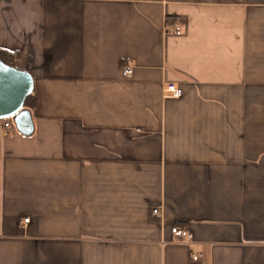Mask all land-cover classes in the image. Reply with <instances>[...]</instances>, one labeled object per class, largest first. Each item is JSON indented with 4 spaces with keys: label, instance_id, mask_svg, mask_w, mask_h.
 <instances>
[{
    "label": "crops",
    "instance_id": "crops-1",
    "mask_svg": "<svg viewBox=\"0 0 264 264\" xmlns=\"http://www.w3.org/2000/svg\"><path fill=\"white\" fill-rule=\"evenodd\" d=\"M0 49V264H264V0H0Z\"/></svg>",
    "mask_w": 264,
    "mask_h": 264
},
{
    "label": "water",
    "instance_id": "water-1",
    "mask_svg": "<svg viewBox=\"0 0 264 264\" xmlns=\"http://www.w3.org/2000/svg\"><path fill=\"white\" fill-rule=\"evenodd\" d=\"M33 89V77L28 71L0 60V120L10 118L15 129L25 136L34 131L30 111L23 108Z\"/></svg>",
    "mask_w": 264,
    "mask_h": 264
},
{
    "label": "built area",
    "instance_id": "built-area-1",
    "mask_svg": "<svg viewBox=\"0 0 264 264\" xmlns=\"http://www.w3.org/2000/svg\"><path fill=\"white\" fill-rule=\"evenodd\" d=\"M175 34H179L181 32V26L176 23L174 24L172 30ZM122 73L125 76H129L132 74V66L130 64H126L124 68L122 69ZM163 97L164 98H178L181 96L182 91L179 86H176L174 84H168L163 88ZM0 124V135L2 137H6L10 134V131L15 129L14 124L12 120L5 119L1 120ZM152 213L156 214L158 213V208H152ZM29 222V218H23L22 223L26 224ZM171 235L175 238H178L181 241L184 242H190L193 238L192 233L188 229L180 228L178 226H172L170 228ZM192 258L195 260L197 256L193 255Z\"/></svg>",
    "mask_w": 264,
    "mask_h": 264
},
{
    "label": "trees",
    "instance_id": "trees-1",
    "mask_svg": "<svg viewBox=\"0 0 264 264\" xmlns=\"http://www.w3.org/2000/svg\"><path fill=\"white\" fill-rule=\"evenodd\" d=\"M175 21L177 20L174 18L173 19L168 18L166 23L169 25L171 23H174ZM18 56H19L18 52H10L8 50L0 49V60L7 65L16 67L15 62L18 59ZM36 104H37V96L33 89L32 93L26 97L23 108L29 110L30 112H33V110L36 107ZM7 119H10V118H7Z\"/></svg>",
    "mask_w": 264,
    "mask_h": 264
}]
</instances>
